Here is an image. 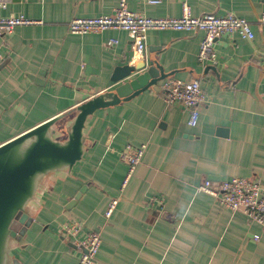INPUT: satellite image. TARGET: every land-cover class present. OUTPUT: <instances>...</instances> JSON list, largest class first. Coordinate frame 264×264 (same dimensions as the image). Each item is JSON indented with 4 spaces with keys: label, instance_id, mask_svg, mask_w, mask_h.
Segmentation results:
<instances>
[{
    "label": "crops",
    "instance_id": "1",
    "mask_svg": "<svg viewBox=\"0 0 264 264\" xmlns=\"http://www.w3.org/2000/svg\"><path fill=\"white\" fill-rule=\"evenodd\" d=\"M117 1L8 0L2 15L34 21L0 35V144L124 80H112L114 69L137 58L125 30L67 28L75 16L112 14ZM182 1L127 0V7L178 16ZM187 2L192 15L231 10L250 22L254 38L218 36L216 61L201 63L202 31L148 30V57L173 74L88 117L85 156L49 187L21 236L19 264H76L89 230L101 235L93 264H264V227L197 190L205 180L216 186L246 176L264 191V0ZM166 78L199 80L205 98L195 126L181 104L160 97ZM126 144H144V152L121 188ZM113 197L118 204L106 218Z\"/></svg>",
    "mask_w": 264,
    "mask_h": 264
},
{
    "label": "water",
    "instance_id": "2",
    "mask_svg": "<svg viewBox=\"0 0 264 264\" xmlns=\"http://www.w3.org/2000/svg\"><path fill=\"white\" fill-rule=\"evenodd\" d=\"M206 67L214 68L211 64ZM172 74L155 58H136L132 64L114 69L112 80H124L113 89L98 92L0 144V264H19L21 236L54 178L70 175L85 156L88 117L96 109L130 99ZM84 189L85 185L73 201Z\"/></svg>",
    "mask_w": 264,
    "mask_h": 264
},
{
    "label": "built area",
    "instance_id": "3",
    "mask_svg": "<svg viewBox=\"0 0 264 264\" xmlns=\"http://www.w3.org/2000/svg\"><path fill=\"white\" fill-rule=\"evenodd\" d=\"M156 3L159 0H143ZM8 0H0V10L5 8ZM34 20L22 14L2 15L0 13V35L11 32L17 25L28 24ZM260 21L264 22V10ZM67 28L72 33L83 34L87 32H101L105 29L125 30L132 39L133 51L137 58L147 56V31L150 29L187 30L196 34L202 31L199 38L197 60L201 63H214L216 53L214 42L218 36L228 33H237L242 38L252 40L254 32L251 24L245 18L236 15L231 10L222 13L214 11L192 15L187 0L181 4V14L178 16H148L138 11L128 9L127 0H118L112 14L96 16H75L67 22ZM110 42H116L111 39ZM158 93L165 104L179 103L187 112V124L195 126L199 116L198 105L205 98L200 88L199 80H181L166 78L158 85ZM144 152V144L132 146L126 144L121 151L127 162V170L121 182L124 188L135 166L140 162ZM197 190L218 196L220 203L228 208L242 209L247 217L264 227V191L259 181L246 176H234L228 180H221L212 186L210 180H205ZM118 204V197L109 200L103 215L108 218ZM80 226L73 223L68 227L73 233ZM257 238V237H256ZM101 243L99 230H89L83 241V250L76 264H93L94 257Z\"/></svg>",
    "mask_w": 264,
    "mask_h": 264
},
{
    "label": "rangeland",
    "instance_id": "4",
    "mask_svg": "<svg viewBox=\"0 0 264 264\" xmlns=\"http://www.w3.org/2000/svg\"><path fill=\"white\" fill-rule=\"evenodd\" d=\"M55 180H56V178H54ZM16 225V223H14V226ZM19 228L18 229H20V225H17ZM22 228V227H21ZM18 232H19V230H18Z\"/></svg>",
    "mask_w": 264,
    "mask_h": 264
},
{
    "label": "trees",
    "instance_id": "5",
    "mask_svg": "<svg viewBox=\"0 0 264 264\" xmlns=\"http://www.w3.org/2000/svg\"><path fill=\"white\" fill-rule=\"evenodd\" d=\"M63 121V120H62ZM61 122V121H60Z\"/></svg>",
    "mask_w": 264,
    "mask_h": 264
}]
</instances>
